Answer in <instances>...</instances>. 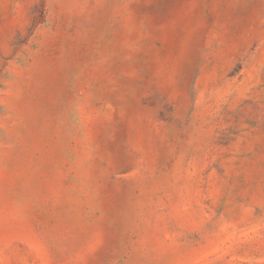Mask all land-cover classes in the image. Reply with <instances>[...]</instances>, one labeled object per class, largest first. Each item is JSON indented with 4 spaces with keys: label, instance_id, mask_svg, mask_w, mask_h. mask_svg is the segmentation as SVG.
<instances>
[{
    "label": "rangeland",
    "instance_id": "rangeland-1",
    "mask_svg": "<svg viewBox=\"0 0 264 264\" xmlns=\"http://www.w3.org/2000/svg\"><path fill=\"white\" fill-rule=\"evenodd\" d=\"M0 264H264V0H0Z\"/></svg>",
    "mask_w": 264,
    "mask_h": 264
}]
</instances>
